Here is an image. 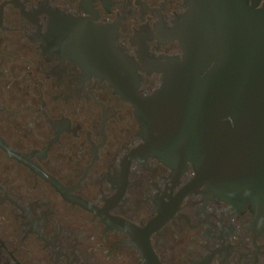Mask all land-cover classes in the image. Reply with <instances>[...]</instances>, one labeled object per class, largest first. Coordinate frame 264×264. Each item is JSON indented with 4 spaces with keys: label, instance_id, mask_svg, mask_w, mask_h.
<instances>
[{
    "label": "flooded vegetation",
    "instance_id": "1",
    "mask_svg": "<svg viewBox=\"0 0 264 264\" xmlns=\"http://www.w3.org/2000/svg\"><path fill=\"white\" fill-rule=\"evenodd\" d=\"M205 1L0 0V264H264L259 217L154 155L108 79L124 57L151 97Z\"/></svg>",
    "mask_w": 264,
    "mask_h": 264
},
{
    "label": "water",
    "instance_id": "2",
    "mask_svg": "<svg viewBox=\"0 0 264 264\" xmlns=\"http://www.w3.org/2000/svg\"><path fill=\"white\" fill-rule=\"evenodd\" d=\"M239 9V0L196 6L185 58L157 66L163 84L151 97L138 93L124 57L112 59L108 79L134 105L154 155L167 163L185 157L199 183L263 224L264 11ZM239 20L257 29L240 32Z\"/></svg>",
    "mask_w": 264,
    "mask_h": 264
}]
</instances>
